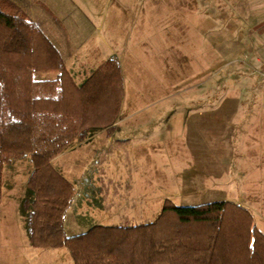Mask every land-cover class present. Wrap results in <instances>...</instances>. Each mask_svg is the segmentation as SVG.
Returning a JSON list of instances; mask_svg holds the SVG:
<instances>
[{"label": "rangeland", "instance_id": "1", "mask_svg": "<svg viewBox=\"0 0 264 264\" xmlns=\"http://www.w3.org/2000/svg\"><path fill=\"white\" fill-rule=\"evenodd\" d=\"M14 1L60 50L78 83L112 55L121 62L124 98L114 136L126 140L106 150L98 140L105 142L106 132L98 133L53 159L76 184L69 235L98 221L150 222L166 199L180 206L239 203L264 232V70L253 60L251 20L235 16L236 0ZM32 169L29 157L5 166L0 264H74L66 247L30 244L21 202ZM111 172L120 174L119 184L104 175Z\"/></svg>", "mask_w": 264, "mask_h": 264}, {"label": "trees", "instance_id": "2", "mask_svg": "<svg viewBox=\"0 0 264 264\" xmlns=\"http://www.w3.org/2000/svg\"><path fill=\"white\" fill-rule=\"evenodd\" d=\"M36 72L57 75L35 79ZM123 98L118 56L79 85L40 25L16 1L0 0V204L6 164L29 157L21 214L30 244L66 247L74 264H264V232L249 209L228 200L180 206L166 199L150 222L67 235L77 189L53 159L92 129L112 130Z\"/></svg>", "mask_w": 264, "mask_h": 264}, {"label": "crops", "instance_id": "3", "mask_svg": "<svg viewBox=\"0 0 264 264\" xmlns=\"http://www.w3.org/2000/svg\"><path fill=\"white\" fill-rule=\"evenodd\" d=\"M235 9H236V15H235L236 17L250 19L251 22H252V27H253L252 34H253L254 42L252 43L251 48H252L253 54L255 56V57H253V60L255 61L256 65L260 66V68H262L264 70V0H236ZM222 11L225 13L224 16H227V17L229 16V12L230 11L228 9L222 10ZM85 80H83L80 83H78L76 80L75 81L77 82V84L80 85V84L84 83ZM199 112L201 113V111H199ZM117 124H118L117 121L113 124L114 125V130L112 132H110V131L107 132L106 128L92 130L91 133L93 134V136L92 135L88 136L84 140H81L79 142V144L84 145V144H88L89 142L92 143L95 140H97L94 137L96 135H98V133L99 134H102V133L104 134V132H106V134H105V142H103V138L98 139V140L100 142H102V143H105L104 145H106V147H107L106 150H108L113 143L114 144H116V143L118 144V143L124 142V140H126V138H123L122 141H121L120 139H117L114 136V133L119 130ZM194 127L197 128L198 126L195 125ZM140 136L142 137L141 134H140ZM147 137L148 136H144L143 139L145 141H147L148 140ZM127 139H129V138H127ZM104 175H106V177L111 180V184H113V185L119 184V181L114 180V179L120 177L119 173L111 172L108 175L107 174H104ZM105 193H108L109 196H110V193L112 194V192L109 191V190H107V192L105 191ZM110 198H112V197H110ZM138 199H140V198H138ZM142 200H143L142 198L139 200V204H141V205L143 203ZM108 210L110 211V207L109 206L103 207V209L101 210V211H103V214L101 216L102 219L105 218V217L108 218L107 216L110 213ZM95 224L124 225V224H121V223H119V224H111V223H108V222L102 223V222H99V221L95 222ZM65 230H66V225H65ZM66 233H67V230H66ZM67 235H69V234L67 233Z\"/></svg>", "mask_w": 264, "mask_h": 264}]
</instances>
